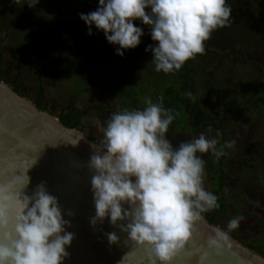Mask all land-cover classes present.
I'll return each mask as SVG.
<instances>
[{"label":"rangeland","instance_id":"374dc122","mask_svg":"<svg viewBox=\"0 0 264 264\" xmlns=\"http://www.w3.org/2000/svg\"><path fill=\"white\" fill-rule=\"evenodd\" d=\"M232 15L228 24L215 30L205 42L203 53L192 63L187 96L198 102L207 115L203 122H173L169 139L176 145L206 132L219 133V143L235 141L219 162L211 153L206 161L204 186L221 196L223 206L215 222L227 230L230 219L240 218L239 228L229 236L241 245H253V252L264 258V103L260 99L264 86V0H228ZM98 0H40L35 8H23L12 0H0V49L4 51L0 80L35 104V95L43 78L44 106L53 117L60 109L86 110L75 128L82 136L103 147L102 128L113 112L145 107L166 87L182 88L183 67L174 74L156 72L152 53L146 52L150 28L139 20L145 35L135 49L116 52L102 31L88 26L80 13L96 10ZM185 63V64H186ZM182 83V82H181ZM207 85L216 91L208 92ZM134 93L139 98L138 106ZM196 102V103H195ZM100 107L105 109L101 114ZM219 146V145H218ZM225 178L218 190V181ZM203 216V215H201ZM204 217V216H203ZM205 218V217H204Z\"/></svg>","mask_w":264,"mask_h":264},{"label":"clouds","instance_id":"9594fccd","mask_svg":"<svg viewBox=\"0 0 264 264\" xmlns=\"http://www.w3.org/2000/svg\"><path fill=\"white\" fill-rule=\"evenodd\" d=\"M39 2L12 0L20 8H35ZM232 11L228 0H98L96 10L79 16L89 35L93 27L102 31L110 44L118 45L120 56L142 43L145 31L136 21L148 25L155 43L145 51L152 53L155 71L174 74L203 53L205 42L228 24ZM144 104L113 112L102 128L103 147L93 144L89 167L95 172L96 212L90 223L95 227L107 219L129 238L151 246L159 264H168L190 237L193 222L220 206L218 196L204 186L203 154L219 162L235 141L220 144L219 133L209 137V126L207 133L174 145L168 135L173 110L163 106V97L156 102L147 97ZM70 223L44 184L25 195L14 215L0 201V264H63L75 235L66 230ZM239 226L240 218L230 219L217 236L227 240ZM106 235L109 244L120 241L116 232Z\"/></svg>","mask_w":264,"mask_h":264},{"label":"water","instance_id":"95a60500","mask_svg":"<svg viewBox=\"0 0 264 264\" xmlns=\"http://www.w3.org/2000/svg\"><path fill=\"white\" fill-rule=\"evenodd\" d=\"M93 144L102 148L0 81V201L8 205L10 213L14 215L25 195L32 196L44 184L71 222L66 230L75 234L63 264H159L151 246L129 238L107 219L91 225L96 212L91 189L95 172L89 167L96 153ZM198 220L220 239L219 228L203 216ZM109 232H116L120 241L109 244ZM221 240L249 256H243L242 264H264L262 256L229 235ZM168 264L241 263L191 230Z\"/></svg>","mask_w":264,"mask_h":264},{"label":"trees","instance_id":"16d2710c","mask_svg":"<svg viewBox=\"0 0 264 264\" xmlns=\"http://www.w3.org/2000/svg\"><path fill=\"white\" fill-rule=\"evenodd\" d=\"M3 59H4V51L0 49V78L1 74L4 71L3 67ZM194 70L192 63H186L183 66V71L184 73L181 74V82L180 85L182 84V88L179 89L174 86H169L166 87L163 92H159L156 94V99L154 102L157 101L159 97H163V106L166 109H171L173 110V114L175 115V120L173 122L177 123H185L187 121H193V125L195 126V123L198 122H203L205 121L206 114L204 113V109L202 106L197 102L196 105H193L190 100L188 99L187 92L188 89L186 88V83L191 82V73ZM208 92L210 94L214 93L216 91V88L213 85H207ZM15 91L22 93L24 92V87L22 84L20 85H15ZM260 91L262 92V95L260 99L264 103V86H261ZM134 93L129 92L126 94V96H132L134 97V105L138 106L139 103V98L133 96ZM44 84H43V78H41V82L38 86L36 95H35V105L39 108L42 109L44 106ZM101 114H105V109L100 107ZM122 111V110H121ZM86 110H81L79 108H63L60 109V111L57 112L56 116L59 118V120L67 127L70 128H77V126L80 123L81 117L85 114ZM225 178L223 177L220 179L218 183V190L222 188L224 185ZM218 203L219 207L216 209H213L209 212L203 213L202 215L210 222L214 223L215 222V217L218 213L219 210H221L223 206V200L222 197L219 195L218 196ZM252 248L253 245L248 244Z\"/></svg>","mask_w":264,"mask_h":264},{"label":"bare ground","instance_id":"6f19581e","mask_svg":"<svg viewBox=\"0 0 264 264\" xmlns=\"http://www.w3.org/2000/svg\"><path fill=\"white\" fill-rule=\"evenodd\" d=\"M64 134L65 136L70 135V133L68 132L66 133L64 132ZM200 221L197 219L193 222L192 228H191L193 232H195L196 234H198L199 236H201L202 238H204L205 240H207L208 242H210L211 244H213L214 246H216L217 248H219L220 250H222L223 252H225L226 254H228L229 256L237 260L238 262H240L241 264L244 263L243 256L245 258H249V256H247V254H245L242 251H241L242 254H240V252H237V251L235 252L234 249H232L223 240H221V238L220 239L214 238L215 236H213L211 232H208L206 228L202 225L201 223L202 221L201 222Z\"/></svg>","mask_w":264,"mask_h":264},{"label":"flooded vegetation","instance_id":"af4514ba","mask_svg":"<svg viewBox=\"0 0 264 264\" xmlns=\"http://www.w3.org/2000/svg\"><path fill=\"white\" fill-rule=\"evenodd\" d=\"M246 247H249L248 245H245Z\"/></svg>","mask_w":264,"mask_h":264}]
</instances>
